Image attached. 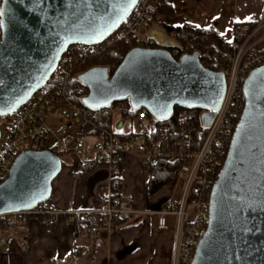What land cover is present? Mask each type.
Listing matches in <instances>:
<instances>
[{
	"label": "water",
	"instance_id": "obj_1",
	"mask_svg": "<svg viewBox=\"0 0 264 264\" xmlns=\"http://www.w3.org/2000/svg\"><path fill=\"white\" fill-rule=\"evenodd\" d=\"M140 0H0L1 119L16 113L54 75L72 45L101 44L128 19ZM103 33V35H101ZM153 36L166 41L165 35ZM92 111L128 101L156 121L176 108L206 111L209 129L225 100L223 72L204 66L200 53L177 60L167 48H134L110 76L103 67L78 78ZM245 107L225 164L213 186L207 230L192 264H264V66L244 82ZM62 160L50 151H26L0 184V217L32 211L52 199Z\"/></svg>",
	"mask_w": 264,
	"mask_h": 264
},
{
	"label": "built area",
	"instance_id": "obj_2",
	"mask_svg": "<svg viewBox=\"0 0 264 264\" xmlns=\"http://www.w3.org/2000/svg\"><path fill=\"white\" fill-rule=\"evenodd\" d=\"M158 3L172 6L173 0H145L105 42L70 46L49 82L16 113L2 119L0 184L8 178L17 156L26 151L53 152L62 160L63 170H70L76 181H81L94 168L106 167L110 174L100 188L99 207L92 212L63 215L70 220H89L88 231L92 235L109 232L122 216L145 214L156 218L160 228H167L168 218L172 217L175 229L171 264H192L208 227L213 186L244 111V82L255 69L264 66V17L255 24L242 23L235 27L231 39L219 35L220 43L212 42L213 31L208 28L196 29L186 44L168 43L154 37L149 25ZM119 42L133 44L134 48H167L175 58L196 52L201 57L200 50L211 43L214 54L205 62L214 71L223 72L227 83L225 100L212 126L206 129L202 125L201 116L206 111L180 109L179 136L166 130L154 138L147 111L143 109L132 116L128 101L96 111L86 108L83 100L89 90L78 78L88 70L102 67L109 47ZM198 118L207 135L200 150H195L194 128ZM127 154L140 156L146 170L154 162L178 165L170 185L172 197L160 210L137 211L123 197L118 165ZM178 184L180 188L174 192L173 185ZM55 214L44 203L32 211L1 216L0 254L16 240V230L32 219L38 220L46 235H52ZM84 233L83 227H76L77 235ZM20 250L26 253L29 247L22 244Z\"/></svg>",
	"mask_w": 264,
	"mask_h": 264
},
{
	"label": "crops",
	"instance_id": "obj_3",
	"mask_svg": "<svg viewBox=\"0 0 264 264\" xmlns=\"http://www.w3.org/2000/svg\"><path fill=\"white\" fill-rule=\"evenodd\" d=\"M170 15L159 20L169 27L208 28L231 39L239 23L258 22L264 0H173ZM199 25L200 27H196ZM165 35L168 43L173 38ZM123 180V197L140 212L158 211L172 197L170 186L149 194V171L140 156L127 154L118 165ZM106 167L89 171L81 181L64 169L53 184L48 204L56 214L52 235H46L37 219L16 230V240L0 254V264H171L175 219L160 228L156 218L140 214L117 220L106 233L76 234L75 220L63 213L92 212L99 207L100 188L109 179ZM170 189V190H169ZM27 244L28 252L20 250Z\"/></svg>",
	"mask_w": 264,
	"mask_h": 264
},
{
	"label": "trees",
	"instance_id": "obj_4",
	"mask_svg": "<svg viewBox=\"0 0 264 264\" xmlns=\"http://www.w3.org/2000/svg\"><path fill=\"white\" fill-rule=\"evenodd\" d=\"M145 0H140L138 6L136 7L135 12L144 4ZM154 13L150 18L149 25L150 26H160L165 33L172 37L175 43L186 44L189 38L196 32V29L189 28L187 26L183 27H169L162 24L159 20V16L161 15H170L173 13L170 6H167L163 3L156 4V7L153 9ZM251 24H255V22H249ZM240 24H236L235 27H238ZM212 42L220 43V37L218 34L213 32ZM0 38H1V27H0ZM134 48L133 44L129 43H114L109 47V53L107 59L100 64L103 68L108 69L110 76L114 74L117 68L120 66L122 60L125 58L127 53ZM201 61L202 63L213 70H216L210 63H206L205 61L211 60L214 54V50L212 49L211 43L206 48H202L201 50ZM179 60V57H176ZM77 82V80H75ZM181 108H176L174 117L165 123H161L156 121L148 112V117L150 121L153 123V137L156 138L162 132L166 130H170L175 136H179L181 132V123L177 118V113ZM143 109L138 110L137 112H142ZM137 112H132V116H135ZM2 120V119H1ZM207 135V130L204 129L199 121V118L196 120L195 128H194V149L200 150L205 137ZM178 167L175 162L165 161L163 163L154 162L150 166L149 171V194L151 196L158 193L164 187H168L171 185L173 180V172ZM223 168V167H222ZM221 168V170H222ZM220 170V171H221ZM52 200V199H51ZM47 202L49 204L51 202ZM129 216H122L119 218L122 221L126 220ZM76 224L78 226L90 227L89 220H85L83 218L75 219ZM75 227V228H76ZM79 236V235H78Z\"/></svg>",
	"mask_w": 264,
	"mask_h": 264
},
{
	"label": "rangeland",
	"instance_id": "obj_5",
	"mask_svg": "<svg viewBox=\"0 0 264 264\" xmlns=\"http://www.w3.org/2000/svg\"><path fill=\"white\" fill-rule=\"evenodd\" d=\"M264 17V11L259 15V16H256L255 18L256 19H262ZM150 28L152 29V30H154V31H159V32H161V33H165V31L160 27V26H150ZM166 34V33H165ZM4 125H2V127H3ZM180 188V185L178 184V185H173V190H174V192H177L178 191V189ZM170 190V189H169Z\"/></svg>",
	"mask_w": 264,
	"mask_h": 264
},
{
	"label": "snow or ice",
	"instance_id": "obj_6",
	"mask_svg": "<svg viewBox=\"0 0 264 264\" xmlns=\"http://www.w3.org/2000/svg\"><path fill=\"white\" fill-rule=\"evenodd\" d=\"M132 2L134 3L135 0H132ZM5 15V12L3 9H0V17H3ZM4 26V21L3 19H0V27ZM196 27H200L199 25H197ZM101 35H103V33H101Z\"/></svg>",
	"mask_w": 264,
	"mask_h": 264
}]
</instances>
